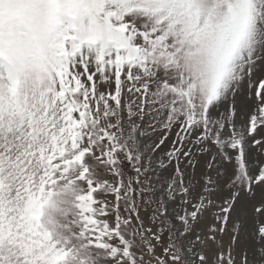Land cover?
Returning a JSON list of instances; mask_svg holds the SVG:
<instances>
[{"label":"snow or ice","instance_id":"snow-or-ice-1","mask_svg":"<svg viewBox=\"0 0 264 264\" xmlns=\"http://www.w3.org/2000/svg\"><path fill=\"white\" fill-rule=\"evenodd\" d=\"M0 264H264V0H0Z\"/></svg>","mask_w":264,"mask_h":264}]
</instances>
